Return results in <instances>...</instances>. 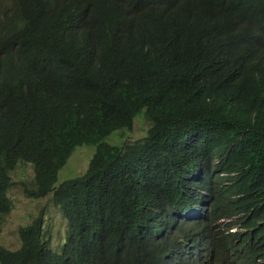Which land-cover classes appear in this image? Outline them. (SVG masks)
Instances as JSON below:
<instances>
[{"label": "trees", "instance_id": "1", "mask_svg": "<svg viewBox=\"0 0 264 264\" xmlns=\"http://www.w3.org/2000/svg\"><path fill=\"white\" fill-rule=\"evenodd\" d=\"M82 3L34 2L46 44L23 40L31 57L4 43L26 22L0 5V215L13 209L11 172L25 162L34 167L26 195L52 193L65 223L55 236L42 210L20 227L18 249L0 245V264H153L174 240L172 213L197 194L196 175L203 188L237 186L252 205L264 201V2L102 0L106 15L78 18ZM51 44L73 54L98 45V60L74 68L76 81L42 83L53 76ZM143 112L144 137L108 142ZM83 145L95 147L86 171L57 184Z\"/></svg>", "mask_w": 264, "mask_h": 264}, {"label": "clouds", "instance_id": "2", "mask_svg": "<svg viewBox=\"0 0 264 264\" xmlns=\"http://www.w3.org/2000/svg\"><path fill=\"white\" fill-rule=\"evenodd\" d=\"M35 1L0 0L3 8L17 13L26 22L24 30L11 25L4 40V43L16 41L25 57L32 55L22 46V41L32 42L35 38H40V22L35 20ZM101 1L83 0L78 18L81 16L91 18L93 15L100 18L106 15ZM259 1L264 2V0ZM163 15L162 12L161 16ZM3 16L4 14L1 13L0 22ZM249 31L253 35V44L259 51L258 44L262 40L261 36L254 30ZM83 38L85 33L81 28L80 41ZM43 42L46 44L45 40ZM98 54V45L88 54L80 50L73 54L51 44L50 55L48 53V69L53 72V76L44 73L42 83L47 81L51 85L59 86L69 79L76 81L71 75L72 70L92 67L98 60ZM118 56L122 57L121 50ZM33 58L43 69L41 54L37 52ZM65 61L71 63L64 65ZM245 69L243 64L241 70L239 63H235L231 66L230 72L240 77ZM196 177L197 185L193 190L197 194L192 196V201H188L186 207L172 213L173 219L168 220L167 226L175 227L173 230L175 233H172L173 242L153 252L150 262L153 264H264V201L252 205L246 193L237 186H229L224 191H219L217 188L211 191L203 188L204 185H200L201 176L196 175ZM48 195L52 198V193Z\"/></svg>", "mask_w": 264, "mask_h": 264}, {"label": "rangeland", "instance_id": "3", "mask_svg": "<svg viewBox=\"0 0 264 264\" xmlns=\"http://www.w3.org/2000/svg\"><path fill=\"white\" fill-rule=\"evenodd\" d=\"M150 125V121L143 112L135 118L132 130L121 131L107 140L112 144H121L125 137L130 141L142 138L146 135ZM94 151V146L77 147L66 165L59 171L57 184L82 175L86 171ZM11 180L12 184L8 195L11 198L13 209L7 215H0V245L11 250L18 249L21 245L20 227L31 223L42 210L45 211V226L50 233L57 236V231L65 229L59 208L52 201L51 195L43 198H31L26 195L25 188L31 187L34 182L32 164L19 163L11 172Z\"/></svg>", "mask_w": 264, "mask_h": 264}]
</instances>
